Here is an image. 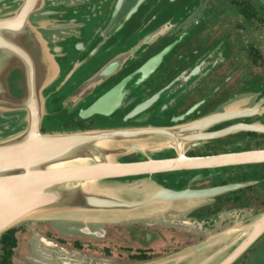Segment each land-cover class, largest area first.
Returning a JSON list of instances; mask_svg holds the SVG:
<instances>
[{
    "label": "flooded vegetation",
    "instance_id": "1",
    "mask_svg": "<svg viewBox=\"0 0 264 264\" xmlns=\"http://www.w3.org/2000/svg\"><path fill=\"white\" fill-rule=\"evenodd\" d=\"M71 3L64 18L78 30L74 28V43L67 42L65 58L58 59L62 78L55 81V85L66 84L71 90L68 87L66 93L65 86L61 99L55 97L53 108L59 115L42 130L151 126L166 132L157 139L161 158L164 152L166 158H176L177 151L183 150L187 158L216 161L192 166L182 160L178 164L181 168L154 174L157 181L167 178L163 180L175 184L176 189L189 187L203 193L204 201L199 199L192 205L194 202L188 200L184 212L177 211L186 220L184 227L143 222L107 224L104 235L93 238L64 234L50 222L28 224L20 229L28 235L27 262L63 264L61 256H55V247L44 240L57 244L62 255L73 251L96 256L82 247L83 240L129 244L144 234L145 241L153 243L158 228L176 230L178 241L191 238L163 255L137 247V252L127 258L113 257L109 245L103 244L104 255L96 256L118 264H138L200 243L209 233L221 236L232 229L237 216L249 221V213L263 211L264 156H254L264 155V12L250 0ZM120 8L119 19L116 14ZM115 16L119 20H114ZM69 71L73 73L68 77ZM84 83L87 88L79 90ZM72 93L75 107L66 99ZM105 95L110 104L117 103L116 108L80 116ZM61 100L63 114L70 113L68 119L62 118L61 105H55ZM263 248L264 233L232 264H264ZM141 254L147 257L141 259Z\"/></svg>",
    "mask_w": 264,
    "mask_h": 264
},
{
    "label": "water",
    "instance_id": "2",
    "mask_svg": "<svg viewBox=\"0 0 264 264\" xmlns=\"http://www.w3.org/2000/svg\"><path fill=\"white\" fill-rule=\"evenodd\" d=\"M72 1L0 0V238L12 228L38 222L93 238L102 237L107 224L184 227L186 220L177 211L184 212L188 200L195 205L203 193L176 189L154 174L181 168L177 161L197 166L216 159H191L183 151L173 159L161 158L157 139L165 131L151 126L42 130L59 115L53 108L63 87L55 85L58 59L65 58L78 27L64 18ZM250 1L264 12V0ZM66 97L75 107L74 93ZM106 100L102 96L80 116L116 108L117 103ZM249 217L237 216L221 236L209 233L200 243L138 264H232L264 233V210ZM44 241L55 247L63 264H118L63 248L62 255L57 244Z\"/></svg>",
    "mask_w": 264,
    "mask_h": 264
},
{
    "label": "rangeland",
    "instance_id": "3",
    "mask_svg": "<svg viewBox=\"0 0 264 264\" xmlns=\"http://www.w3.org/2000/svg\"><path fill=\"white\" fill-rule=\"evenodd\" d=\"M69 43L73 44L74 40H70ZM49 123H51V122H49ZM51 127H53V124L49 125L50 129H51ZM38 223H40V222H38ZM29 224H33V223H29ZM26 225H28V224H24L22 226L17 227V229H18L17 234L19 235V244L21 246L18 245V247L15 250L14 257H13L15 264H29L26 260L27 259L26 255H30V251H28L27 247H26L28 235L27 234L24 235L23 232H20L21 227L26 226ZM40 226H42V224ZM162 227H163V225H162ZM115 228H118L119 231L124 233L123 232L124 229H122L120 227H116V226H115ZM149 229H148V231H149ZM172 231L169 229H165V228L156 229V231H155L156 240L153 243L146 242L145 236L143 234L140 236H136L135 242H133V240H132V241H130L131 243H129V244H127V243L124 244L123 242H121V244H115L112 242H110V243L107 242L108 240L106 241V239H104V241L102 239L101 240L97 239V240H93V241L83 240L82 242L84 244L82 247L85 249H88L89 252L95 253L96 256L104 255L103 244L109 245V249H110L109 254H111L113 257L122 256L124 258H127L130 254L137 252L138 248H142V250L145 249L147 252H149V254H152L155 256L157 254L163 255L164 253H166L170 250H173V248H176V247L179 248L182 245H184L185 243H189L190 242L189 240H191L190 237H187V241L186 240L185 241H178V239H177L178 234L176 233V230H172ZM152 234H154V233L152 232ZM66 241L69 242L68 244H71L72 239L66 240ZM125 246H133V247L126 249V248H124ZM161 257H163V256H161ZM36 258H37V255H36ZM39 261H40L39 263L43 262L41 257H40Z\"/></svg>",
    "mask_w": 264,
    "mask_h": 264
},
{
    "label": "trees",
    "instance_id": "4",
    "mask_svg": "<svg viewBox=\"0 0 264 264\" xmlns=\"http://www.w3.org/2000/svg\"><path fill=\"white\" fill-rule=\"evenodd\" d=\"M17 228L6 231L0 238V264H15L13 257L18 246V238L15 234ZM147 255L141 254L139 258L144 259Z\"/></svg>",
    "mask_w": 264,
    "mask_h": 264
},
{
    "label": "bare ground",
    "instance_id": "5",
    "mask_svg": "<svg viewBox=\"0 0 264 264\" xmlns=\"http://www.w3.org/2000/svg\"><path fill=\"white\" fill-rule=\"evenodd\" d=\"M125 1H126V0H125ZM127 1H128V0H127ZM84 2H86V1H84ZM87 2H88V1H87ZM138 2H139V1H138ZM124 3H125V2H124ZM79 4H80V2H79ZM75 5H76V4H75ZM125 5H126V3H125L124 5H123V3L121 4L122 7H123V6L125 7ZM118 6H119V5H118ZM124 7H123V8H124ZM120 9H121V8H120ZM73 10H74V9H73ZM122 10H123V9H121V11H118V13L116 14V15H118V16H117L118 18H119V14H120V12H122ZM67 11H68V10H67ZM132 13H133V11H132ZM130 16H131V15H130ZM115 17H116V16H115ZM117 17H116L115 19H114V18H113V19H114V20H116V19L119 20L120 18L118 19ZM114 20H112L111 22L113 23ZM117 20H116V21H117ZM112 23H110V24H112ZM110 24H109V26H107L108 28L111 26ZM117 24H118V23H117ZM114 25H115V24H114ZM112 26H113V25H112ZM115 26H116V25H115ZM109 29H110V31H111V28H109ZM77 30H78V29H77ZM105 32H107V31H105ZM108 35H109V34H108ZM103 42H104V41H103ZM68 44H69V43H68ZM98 47H99V46H98ZM89 48H91V47H89ZM89 48L87 49V51L89 50ZM93 49H94V48H93ZM83 58H84V57H83ZM85 59H86V58H85ZM60 61H61V60H60ZM60 68H61V67H60ZM60 75H62V74H60ZM59 78H60V77H59ZM61 78H62V77H61ZM61 78H60V79H61ZM60 79H59V80H60ZM59 80H57L56 82H58ZM62 81H63V80H62ZM66 81H67V80H66ZM56 82H55V83H56ZM63 84H64V83H63ZM61 86H62V85H61ZM63 86H64V88H62V91L65 92V88H66L65 86H67V85L65 84V85H63ZM68 87H69V86H67V88H66V89H67V90H66V93H67V91L70 89V87H69V89H68ZM70 90H71V89H70ZM62 91H60V94L58 95V96H60V97H57V99H58V98L61 99V97H62V96H61V95H62ZM64 92H63V94H64ZM83 92H84V91H83ZM54 101L57 102L56 98H55V100L53 99V102H54ZM62 103H63V102H62ZM80 103H81V102H80ZM55 105H57V107H59V105H58L57 103H56ZM68 105H69V104H68ZM78 105H79V104H78ZM57 107L55 106V109L58 110L59 108H57ZM66 109H67V108H66ZM75 109L77 110V108H75ZM73 110H74V109H73ZM59 111H60V110H59ZM62 111H63V113H65L63 108H62L61 112H62ZM61 112H60V113H61ZM66 113H67V112H66ZM73 113H74V111H72V114H73ZM63 115H64V116H63L62 118L64 119V117H65V119H66L68 116H70V113H68V115H67V114H63ZM66 115H67V116H66ZM67 119H68V118H67ZM178 135H179V134H178ZM182 151H183V150H182ZM257 152H258V151H257ZM164 154H165V152H164ZM164 154L162 153V156H164ZM259 155H260L261 157L264 156L263 154H256L254 157H257V156H259ZM185 161H186V160H185ZM176 163H177V164H180V161H177ZM214 164H215V163H214ZM204 165H205V164H204ZM229 165H230V164H229ZM188 166H189V164H188ZM221 166H222V165H221ZM198 168H199V167H198ZM206 198H207V197H206ZM201 200H203V198H202ZM203 201H204V200H203ZM206 201H207V199H206Z\"/></svg>",
    "mask_w": 264,
    "mask_h": 264
}]
</instances>
